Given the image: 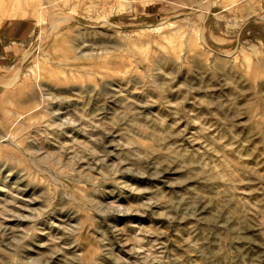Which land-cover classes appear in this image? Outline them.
Returning <instances> with one entry per match:
<instances>
[{
  "label": "rangeland",
  "instance_id": "rangeland-1",
  "mask_svg": "<svg viewBox=\"0 0 264 264\" xmlns=\"http://www.w3.org/2000/svg\"><path fill=\"white\" fill-rule=\"evenodd\" d=\"M0 264H264V0H0Z\"/></svg>",
  "mask_w": 264,
  "mask_h": 264
}]
</instances>
